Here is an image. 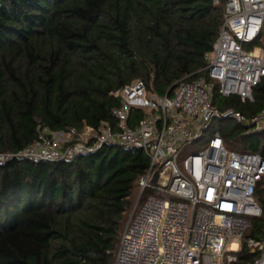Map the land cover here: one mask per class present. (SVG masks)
Here are the masks:
<instances>
[{
    "label": "trees",
    "instance_id": "1",
    "mask_svg": "<svg viewBox=\"0 0 264 264\" xmlns=\"http://www.w3.org/2000/svg\"><path fill=\"white\" fill-rule=\"evenodd\" d=\"M217 1V2H216ZM228 0H0V264H115L121 236L150 167L142 150L105 145L74 160L16 156L40 132L115 126L119 100L135 80L170 96L182 81L207 78L206 55ZM222 97L215 107L248 117L264 109ZM143 113L133 111V126ZM228 150L264 158V130L216 129ZM262 185V184H261ZM257 198L264 211V187ZM264 214L246 238H260ZM239 264L252 259L245 244Z\"/></svg>",
    "mask_w": 264,
    "mask_h": 264
},
{
    "label": "built area",
    "instance_id": "2",
    "mask_svg": "<svg viewBox=\"0 0 264 264\" xmlns=\"http://www.w3.org/2000/svg\"><path fill=\"white\" fill-rule=\"evenodd\" d=\"M206 59L207 78L182 81L171 96L158 95L142 80L111 92L119 100L116 127L102 123L80 133L45 128L16 155L57 162L105 145L145 152L150 167L139 181L115 264H239L244 240L252 255L247 264H264V229L260 238H246L264 214L257 198L259 186L264 187V158L228 150L218 131L203 150L186 153L203 142L215 120L264 130V109L248 117L214 105L216 91L242 102L255 100L253 90L264 77V0H228L223 27ZM136 110L143 116L132 126ZM13 156L0 154V162Z\"/></svg>",
    "mask_w": 264,
    "mask_h": 264
},
{
    "label": "rangeland",
    "instance_id": "3",
    "mask_svg": "<svg viewBox=\"0 0 264 264\" xmlns=\"http://www.w3.org/2000/svg\"><path fill=\"white\" fill-rule=\"evenodd\" d=\"M235 123H236V122H235L234 120H226V121L215 120V121L213 122V124H212L211 129L206 133L203 142L200 143V144H195V145L190 146V147L187 149L186 153H188V154H193V153H197V152L203 150V148L206 146V144H205V143H206V140H208L209 137H210L214 132L217 131L216 129H218V128H220V127H223V126H231V125H235Z\"/></svg>",
    "mask_w": 264,
    "mask_h": 264
}]
</instances>
